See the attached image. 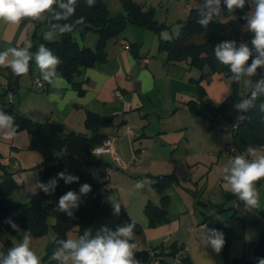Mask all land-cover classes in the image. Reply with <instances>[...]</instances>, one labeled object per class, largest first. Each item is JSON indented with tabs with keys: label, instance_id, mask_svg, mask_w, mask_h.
<instances>
[{
	"label": "trees",
	"instance_id": "trees-1",
	"mask_svg": "<svg viewBox=\"0 0 264 264\" xmlns=\"http://www.w3.org/2000/svg\"><path fill=\"white\" fill-rule=\"evenodd\" d=\"M122 2L125 14L111 15L103 0H95L93 7H88L85 0H78L75 15L67 22H73L75 19L83 17L84 23L76 25V29L72 33L62 36L58 35L55 40H46L43 36H39L37 41L33 40L31 42L32 48L30 51L36 52L41 44L50 48L61 61L57 69L59 74L71 84L78 94H82L81 84L76 81V78L83 69L92 67L96 62L106 59L105 47L107 41L116 38L128 22L153 30L159 29L153 18L152 10L142 11L140 6L132 0H122ZM248 8L249 4L246 3L244 9L233 11L241 22H245L242 17L245 16ZM197 10L198 8L190 6L187 21L181 27L178 37L175 39H160L158 51L166 54V64L180 65L187 70L195 69L199 72V76L196 79H192L197 83L198 99L189 102L190 110L195 114H199L207 108L211 112L216 113L232 103L248 98L253 87L241 96L238 93V82L233 80L231 93L219 107H212L204 102L206 91L201 85L202 81H208V78L215 73L225 77H232L229 68L220 64L214 55L216 44L223 40H230L224 36L230 27V21L220 19L225 13L224 11L220 17L214 18L204 28L196 22L198 19ZM40 25L45 30H48L46 20H43ZM88 32L97 34L94 48L80 46L74 39L75 33L83 37ZM129 48L137 50L138 45L132 43L129 44ZM34 65L35 61L33 60L30 62V74H32ZM262 76H264V73L258 72L256 77L260 79ZM17 83V80L14 84L9 81L3 87L0 94V109L15 117L16 124L19 125L18 130L25 129L31 133V147L39 150L43 156V164L38 167L39 172L57 178L58 173L66 171L79 177V183L72 184H65L64 180L58 179L57 187L54 191L57 199L59 200L69 190L78 193L83 183L91 185V192L81 197L79 208L73 210V217L56 211L58 203H51L49 194H45L43 191L35 194L33 192L28 193L27 200L24 203L15 202L10 197L13 193L19 191L22 185L15 180L13 173L2 163L0 155V233L7 231L9 235H19L5 222L11 219L21 230L30 229L31 232L42 235L47 232L48 219L52 216L54 218L52 225L53 237L45 246L41 264H56L55 261L51 260L52 253L57 246L56 242L66 239L67 232L72 229L76 230L78 237L83 234L85 229H90L95 234L96 230L103 225L115 229L118 225L132 221L135 223V234L140 233L142 226L131 219L123 205L120 204L121 211L119 216L113 214L111 205L113 187H108L110 176L107 175V170L111 169V163L94 153V150L101 147L103 141L106 140V136L100 134L98 130L103 127L113 126V116H100L89 113L86 116L85 125L93 131L91 136L67 131L60 123L51 121L41 124L34 123L19 113L13 101L2 102L1 97L17 90ZM261 104H264V97H259L254 102V106L244 113L245 119L240 121L237 129L231 131V143L235 148V155L246 154V148L249 145L264 151V111H261ZM45 177L46 175L43 176V178ZM177 180L174 173L156 175L150 178L152 187L160 195V204L155 205L150 201L145 204L143 211L148 219V226H153L158 217L167 213L169 199L163 192L167 186L176 183ZM259 183L260 181L256 187ZM213 208L215 213L204 215L202 224L205 226V231L208 227L209 229L215 228L223 232L225 245L222 248V252L226 257L230 243L234 239L243 237L245 221L244 218L235 212H232L224 221H221L219 214L228 211V209L223 207ZM0 239V251L6 252L12 246L11 239L9 236L0 237ZM183 247V245H176V243H172L168 247L160 244L152 250L135 251V255L138 260L149 262L148 254L152 251L156 256L164 257L159 260V263L168 264L171 259L179 256ZM253 248L256 250L255 245H253ZM166 250L167 252H165ZM181 259L182 264H189L188 256ZM244 260L243 256L236 257L233 258L230 264H242Z\"/></svg>",
	"mask_w": 264,
	"mask_h": 264
},
{
	"label": "crops",
	"instance_id": "crops-1",
	"mask_svg": "<svg viewBox=\"0 0 264 264\" xmlns=\"http://www.w3.org/2000/svg\"><path fill=\"white\" fill-rule=\"evenodd\" d=\"M42 21L25 19L17 25L0 22V51L8 47H25L33 40L37 41L39 36L44 38L45 33L42 31L47 30L40 25ZM49 39L57 38L54 35ZM74 39L80 46L94 48L96 44V42L82 40L80 35ZM124 43L132 44L118 36L110 39L105 47L106 59L81 71L76 81L81 84L82 94H78L68 81L70 88L56 89L48 84L46 90L31 93L37 100L46 104V108L42 109L36 119L38 121L49 119L54 123L62 124L67 131L91 136L93 131L85 125L86 116L89 113L113 116V126L98 130L100 134L106 136V140L101 145L104 149L98 156L111 163L112 172L108 187H113V190L118 192L119 202L126 208L131 219L142 226V233L138 235L143 241L142 250H152L160 244L168 247L176 243V245L187 247L189 264H230L233 258L242 256L245 258L242 264H258V259L264 258V180H261L256 187L259 194V207L246 209L237 196L225 191L222 179L223 170L219 173L220 178H217V183L214 184L211 192L207 193L204 187L209 175L205 178L204 176L197 179L187 178V182L181 185L175 167L171 173H174L178 180L167 186L163 192L169 199L167 213L158 217L153 226H148L146 215V219L139 216V214H145L143 208L148 201L155 205L160 204V195L152 187L150 178L170 174L162 171L161 164L170 162L174 165L180 164L182 167H192L199 166L205 161L199 155L190 157L187 153L178 162L173 154L155 152L156 144H166L167 135L174 133L178 127L174 122L163 121V119L175 113L179 98H184V101L198 99L197 83L192 79H196L199 72L196 71L195 76H190L192 69L187 70L180 65L166 64V54L159 52L158 49L154 52L151 47L144 44L138 46L137 50L124 49L122 47ZM1 70L9 75L10 81L11 69L3 67ZM37 74H40V71L35 64L30 74L31 80ZM201 85L207 93L204 102L210 104L205 81H202ZM69 90L75 92L78 99L68 103L63 110L58 107L57 103L49 100L54 92L64 97ZM116 90L121 92V98L115 95ZM211 98L215 99L213 95ZM219 102V100L216 101L217 104ZM150 115L157 118L158 126L149 131ZM221 152L220 148L217 162L221 158ZM259 152L264 153L262 150ZM14 163L16 162H13L12 167ZM142 164L148 165L146 170L141 168L145 166H141ZM212 167L213 162L209 170ZM203 179L206 180L205 183L202 182ZM141 180L148 182L143 188L135 187L142 194L138 199L141 200L142 197L144 199L143 204H140L139 200L136 205L140 207L138 213L137 209L133 208L135 206L133 201L137 200L138 195L133 199L130 197L127 200L129 202L124 200L123 195L132 183L136 185L137 181ZM213 207L228 209L219 214L221 221H224L232 212L244 218L245 221L243 237L234 239L230 243L226 257L222 250L220 253L213 252L210 246H205L203 242L205 233V226L202 224L203 217L214 214ZM196 244L200 245V254L194 258L192 251ZM253 245L256 246V250ZM150 264L161 263L156 261Z\"/></svg>",
	"mask_w": 264,
	"mask_h": 264
},
{
	"label": "clouds",
	"instance_id": "clouds-1",
	"mask_svg": "<svg viewBox=\"0 0 264 264\" xmlns=\"http://www.w3.org/2000/svg\"><path fill=\"white\" fill-rule=\"evenodd\" d=\"M78 0H0V22L17 25L27 19L29 21L46 20L48 31L44 38L54 35L72 33L76 25H82L84 18L79 17L70 21L75 15ZM88 7H93L95 0H85ZM246 3L251 11L242 17L246 21L245 29L252 33L250 45L245 42L239 44L235 40H223L215 45L216 60L229 68L234 81L242 78H252L258 75V69L264 68V0H201L197 10V23L206 28L214 19L226 10L233 12L244 9ZM223 6V7H222ZM31 43L25 47H8L0 51V67L10 68L16 76L27 75L30 71V62L35 61L41 77L53 88H70L67 81L57 71L61 61L53 51L41 44L36 52H31ZM250 61V63H249ZM250 96L239 100L233 107L241 113L239 120L245 119L243 115L259 97H264V76L256 80ZM78 99L77 94L71 90L64 97L55 92L49 97L51 102L63 108L73 100ZM264 111V104L260 105ZM15 117L0 109V137L6 140L13 139L18 131ZM64 180L65 184L79 183V177L66 171L57 174V178L47 183L36 181L33 194L41 190L45 194H53L57 187V180ZM223 184L225 191L231 192L243 202L246 209L259 207V194L256 185L264 180V153L249 145L246 154L232 157L229 166L223 168ZM148 181H137L135 187L143 188ZM91 192V185L83 183L79 192L69 190L59 200L56 211L73 217L74 209H78L82 196ZM113 214L119 216L121 206L118 202H111ZM22 237L21 241L9 248L6 252L0 251V264H41V258L32 250L31 230H21L11 219L5 221ZM135 223L130 221L118 225L115 229L103 225L95 234L85 229L82 235L75 238L58 240L51 260L56 264H143L135 255L137 245L135 239ZM203 242L216 253H220L225 245L222 231L208 227L204 233ZM258 264H264V258L258 259Z\"/></svg>",
	"mask_w": 264,
	"mask_h": 264
},
{
	"label": "rangeland",
	"instance_id": "rangeland-1",
	"mask_svg": "<svg viewBox=\"0 0 264 264\" xmlns=\"http://www.w3.org/2000/svg\"><path fill=\"white\" fill-rule=\"evenodd\" d=\"M134 3L140 6L142 11L152 10L153 18L156 21L159 29L153 30L137 24L128 22L124 29L120 32L118 37L125 38L130 43H138V46L142 44L151 47L154 52L158 49V43L160 39H175L178 37L181 27L187 21V4L193 8H199L201 0H132ZM107 6L108 11L111 15L115 14H125V9L122 0H103ZM251 11V8L247 9L245 15ZM222 20H229L230 27L225 32L224 36L228 39L235 40L238 44L240 42H245L250 45V40L252 38V33L248 32L245 29V22H241L239 17L234 12H228L225 10V13L220 17ZM48 31V30H47ZM47 31H42L43 33ZM79 35V34H78ZM75 33L74 37H78ZM58 35H56V38ZM97 34L95 32H88L85 36L81 37L82 40L86 42H96L95 40ZM202 39V38H200ZM46 40H55V39H46ZM0 67V94L2 89L9 82V75L6 72H3ZM197 70L192 69L190 71V76H195ZM193 74V75H191ZM5 75V76H4ZM199 76V75H198ZM34 77V76H33ZM30 73L27 75H22L17 80V90L11 95L7 94L1 97L3 103H8L13 101L17 106L19 113L34 123H44L46 121H51L49 119H39L37 116L40 115L42 109L46 108V104L37 100L35 96L31 93H39L40 91L32 87V80ZM257 79L254 77L242 78L238 82V93L239 95H244L249 89L254 87V83ZM194 82V81H193ZM206 89L209 93V102L213 107H219L222 102L227 98L231 93L233 78L225 77L221 74H212L208 81H205ZM230 92V93H229ZM207 96V93L205 94ZM214 96L215 99H212L211 96ZM192 99L184 101V98L180 97L178 103L176 104V111L173 114L166 116L163 121H171L178 125L174 133H169L167 139H165L166 144L160 143L156 144L155 152L162 154H173L178 162L181 161V158L185 154L189 153L191 156L199 155L203 158L204 163L199 166H190L182 167L180 164H173L170 162H165L161 164L160 168H163L162 171L165 173L173 172V168L176 167V173L180 178V183L183 185L187 182V178L197 179L199 177L205 178L209 175L207 184L204 187V190L208 193L211 192L214 184L217 183V178L219 173L223 170L224 167L229 166V162L233 156H226V146L231 143V131L226 130L224 126L228 122V119L235 115L236 109L233 107L235 103L230 104L218 112H211L209 109L204 110V114H195L189 108V102ZM220 102L217 104L216 101ZM150 122V127L148 130L154 129L158 126L157 118L154 115H150L148 119ZM53 122V121H51ZM169 141V145H168ZM32 136L28 130L21 129L17 131L16 136L11 140H6L0 137V155L2 163L7 167V169L13 173L15 180L22 185V188L11 195V199L15 202L24 203L27 200V194L33 192V187L37 180L43 183H47L53 177L49 174L39 172L38 167L43 164V156L41 152L37 149L31 147ZM172 142V143H171ZM178 147L175 149V146ZM212 149H209V148ZM220 148L222 149L221 158L217 162V155ZM223 157V158H222ZM13 162L17 163V169H13ZM213 162V167L209 170L210 164ZM142 164L141 166H144ZM156 166V165H155ZM148 165H145L143 170H146ZM152 168V167H151ZM47 172V171H46ZM46 175L45 178L43 176ZM203 179V183H205ZM177 185V184H175ZM186 185V184H185ZM41 190H36L39 192ZM117 191L113 190L112 198L113 201L119 202V197L117 196ZM137 196L135 202V207L137 212H140V207H136L140 199L139 195L142 196L135 188V183L131 184L127 192H124V200L133 199L134 196ZM51 203H58V199L55 194L49 195ZM140 204H143L144 199L139 201ZM142 212V208H141ZM142 218H145V214H139ZM190 217V215H189ZM54 223V218L52 216L48 219V230L45 234L38 235L32 233V250L42 259L44 254L45 246L49 240L53 237L52 225ZM142 233V232H140ZM140 233L135 234L136 240L133 242L137 245L135 251L142 250L144 248L143 241L140 236ZM10 237L11 244L15 246L18 244L22 237L20 235H9L7 231H2L0 237ZM77 237V232L75 229L69 230L67 232V238ZM195 238V236H194ZM193 238V239H194ZM196 239V238H195ZM1 246V239H0ZM211 250H213L210 247ZM194 258H197V254H200V245L196 244V247H193ZM214 252V250H213ZM159 262V261H157ZM143 264H150L144 262ZM171 264V263H169Z\"/></svg>",
	"mask_w": 264,
	"mask_h": 264
},
{
	"label": "built area",
	"instance_id": "built-area-1",
	"mask_svg": "<svg viewBox=\"0 0 264 264\" xmlns=\"http://www.w3.org/2000/svg\"><path fill=\"white\" fill-rule=\"evenodd\" d=\"M186 6H187L188 9L190 8L189 4H187ZM122 47L124 49H129V44L128 43H124L122 45ZM47 86H48V83L42 79L41 74H37V75H35L32 78V87L33 88H35V89H37L39 91H44V90L47 89ZM8 94L11 95V92H9ZM115 95L117 97L121 98V92L119 90L115 91ZM240 115H241V113L236 110L235 115L228 119V122L226 123L224 128L226 130H229V131H233V130L237 129L240 121H242V120L238 119V117ZM103 149H104L103 147H98V148H96L94 150V153L96 155H98ZM226 155L227 156H235V148H234L232 143H230L229 145L226 146ZM13 167L16 168L17 167V163H14ZM111 172H112V169H108L107 170V173H108L107 175L110 176ZM165 252H167V250ZM186 257H187V247L184 246L182 248L181 252L179 253V256H176L175 258L171 259L170 262L172 264H182V259L181 258H186ZM161 258H164V257L163 256H156V254L154 252L150 251L149 254H148V259H149L148 263H153V262L159 261Z\"/></svg>",
	"mask_w": 264,
	"mask_h": 264
},
{
	"label": "water",
	"instance_id": "water-1",
	"mask_svg": "<svg viewBox=\"0 0 264 264\" xmlns=\"http://www.w3.org/2000/svg\"><path fill=\"white\" fill-rule=\"evenodd\" d=\"M223 7V6H222ZM259 73H264V68L258 69ZM18 76L14 75L13 73L10 74V82L11 84H14ZM254 79H257L256 76H254Z\"/></svg>",
	"mask_w": 264,
	"mask_h": 264
}]
</instances>
